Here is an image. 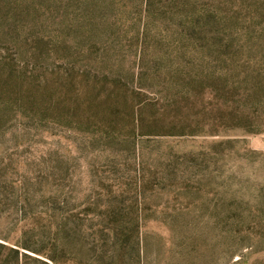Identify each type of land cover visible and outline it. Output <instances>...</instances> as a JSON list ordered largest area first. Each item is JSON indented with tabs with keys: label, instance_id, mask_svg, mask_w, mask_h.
<instances>
[{
	"label": "rangeland",
	"instance_id": "1",
	"mask_svg": "<svg viewBox=\"0 0 264 264\" xmlns=\"http://www.w3.org/2000/svg\"><path fill=\"white\" fill-rule=\"evenodd\" d=\"M90 207L129 264H264V0H0V264Z\"/></svg>",
	"mask_w": 264,
	"mask_h": 264
},
{
	"label": "trees",
	"instance_id": "2",
	"mask_svg": "<svg viewBox=\"0 0 264 264\" xmlns=\"http://www.w3.org/2000/svg\"><path fill=\"white\" fill-rule=\"evenodd\" d=\"M86 219L78 213L68 214L73 225H57L50 241L36 248L28 242L17 243L37 256H43L51 264H129L128 236L117 222L101 217L105 212L95 207L85 208ZM96 217L93 222L88 216ZM79 220L74 221L71 217Z\"/></svg>",
	"mask_w": 264,
	"mask_h": 264
}]
</instances>
